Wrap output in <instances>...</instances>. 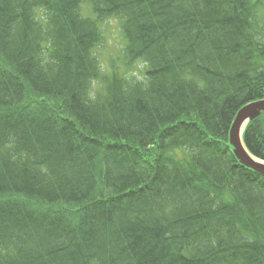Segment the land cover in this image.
Instances as JSON below:
<instances>
[{
    "label": "trees",
    "instance_id": "trees-1",
    "mask_svg": "<svg viewBox=\"0 0 264 264\" xmlns=\"http://www.w3.org/2000/svg\"><path fill=\"white\" fill-rule=\"evenodd\" d=\"M84 1L0 0V264H264V177L229 143L264 0ZM111 18L146 83L102 74ZM244 143L264 161V114Z\"/></svg>",
    "mask_w": 264,
    "mask_h": 264
},
{
    "label": "rangeland",
    "instance_id": "rangeland-1",
    "mask_svg": "<svg viewBox=\"0 0 264 264\" xmlns=\"http://www.w3.org/2000/svg\"><path fill=\"white\" fill-rule=\"evenodd\" d=\"M82 15L84 17H91L92 15L91 6L88 2L82 4ZM99 28L104 39L96 49L95 54L102 65L103 72L108 74L114 71L120 75H125L129 79L143 81L146 67L142 62L137 61L131 66L128 65L125 56L126 43L123 39L120 21L117 19H110L107 22L99 23ZM96 84L94 83L95 89H97ZM99 89L100 88H98V90Z\"/></svg>",
    "mask_w": 264,
    "mask_h": 264
},
{
    "label": "water",
    "instance_id": "water-1",
    "mask_svg": "<svg viewBox=\"0 0 264 264\" xmlns=\"http://www.w3.org/2000/svg\"><path fill=\"white\" fill-rule=\"evenodd\" d=\"M264 112V101L251 104L239 112L238 118L231 129V144L234 147V153L242 165L264 175V164L254 160L244 148L241 138V126L248 120H252Z\"/></svg>",
    "mask_w": 264,
    "mask_h": 264
},
{
    "label": "bare ground",
    "instance_id": "bare-ground-1",
    "mask_svg": "<svg viewBox=\"0 0 264 264\" xmlns=\"http://www.w3.org/2000/svg\"><path fill=\"white\" fill-rule=\"evenodd\" d=\"M254 102H255V101L250 102V103H248V104L250 105L251 103H254ZM238 116H239V113H237L236 118H238ZM242 131H243V128H242V130H241V134H242ZM124 191H127V188H125V189L123 190V193H125Z\"/></svg>",
    "mask_w": 264,
    "mask_h": 264
}]
</instances>
